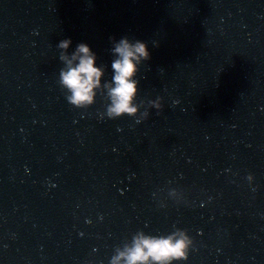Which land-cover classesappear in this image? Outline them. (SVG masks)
I'll use <instances>...</instances> for the list:
<instances>
[{
    "label": "water",
    "instance_id": "1",
    "mask_svg": "<svg viewBox=\"0 0 264 264\" xmlns=\"http://www.w3.org/2000/svg\"><path fill=\"white\" fill-rule=\"evenodd\" d=\"M125 37L150 59L112 119ZM81 43L104 76L77 108L60 57ZM181 230L172 264H264V0H0V264H112Z\"/></svg>",
    "mask_w": 264,
    "mask_h": 264
},
{
    "label": "clouds",
    "instance_id": "2",
    "mask_svg": "<svg viewBox=\"0 0 264 264\" xmlns=\"http://www.w3.org/2000/svg\"><path fill=\"white\" fill-rule=\"evenodd\" d=\"M71 44V39H66L60 42L59 48L67 50ZM112 51L116 59L111 63L114 75L107 85L111 99L107 115L112 119L124 115L136 117L139 109L133 102L138 93V81L134 77L141 61L150 59L148 44L139 40L131 42L125 37L115 43ZM60 58L68 65L67 70L60 73L62 85L71 93L66 97L68 102L77 108L92 105L95 89L100 86L104 76L103 69L97 67L95 53L88 44L81 43L71 59L67 55H61ZM156 107L161 109L162 103L156 104ZM147 115V112L143 113L144 117ZM192 244V238L184 230H181L179 239H176L175 233L168 237L145 236L141 233L134 238L131 247L113 258L112 264H120L121 260L125 264H149V261L172 264V261H186Z\"/></svg>",
    "mask_w": 264,
    "mask_h": 264
}]
</instances>
